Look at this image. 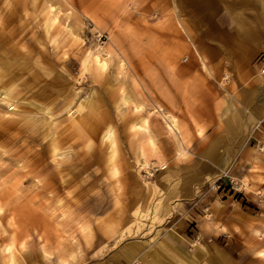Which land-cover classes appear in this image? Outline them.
I'll return each instance as SVG.
<instances>
[{"label": "rangeland", "instance_id": "374dc122", "mask_svg": "<svg viewBox=\"0 0 264 264\" xmlns=\"http://www.w3.org/2000/svg\"><path fill=\"white\" fill-rule=\"evenodd\" d=\"M253 103L264 0H0V264H145L154 243L184 264H264ZM230 131L207 213L186 161ZM190 202L202 218L180 228Z\"/></svg>", "mask_w": 264, "mask_h": 264}, {"label": "crops", "instance_id": "0c3cea01", "mask_svg": "<svg viewBox=\"0 0 264 264\" xmlns=\"http://www.w3.org/2000/svg\"><path fill=\"white\" fill-rule=\"evenodd\" d=\"M246 32L248 34H253L251 30ZM263 108L264 106L262 104L257 105L256 103L255 104L253 103L252 106H250V111H252L251 114H253L252 115L253 118L260 117L258 115L260 113V109ZM234 116L232 117V119H228L227 122L230 121L236 122L238 120V117L235 119ZM248 121H250V119ZM146 127L147 128L145 133L147 135V139L148 137L152 138V136L149 134L148 131V120L146 123ZM136 132L138 131L136 130ZM249 132L247 131V134ZM175 134H179V129L178 132ZM232 134L233 132L230 131V133L228 132V134L222 135L221 138L220 136L217 138L210 136L208 137L206 142L199 141L194 143L195 144L194 147L197 150L194 151V153H192L191 155V158L186 161L187 169L189 172H191L190 177L188 176L187 180L185 181L187 188L186 193L187 192L190 193L189 191L191 190V192L193 193L195 192V196H196V194L200 191L201 193L199 195L202 194L204 196L205 203L203 207L204 210L207 211V213H211L209 212V208L212 205H214L212 203V201L214 200V196H213L214 193L212 192L211 189L203 192L204 191L203 187H205L207 179L214 177L218 173V171L225 169L228 166V164L231 162L232 156L235 155V152L233 151L226 153L225 151H222L220 149L221 148L236 149L238 147H241V144H239L238 142L240 136L238 135L233 136ZM146 135H144L143 138ZM246 137L248 138V135H246ZM140 140L141 139L139 138L137 143L139 150L138 152L139 154L143 155L146 138H144L141 141ZM148 143L151 146V149L154 150L155 148L154 140H153V145H151L149 139H148ZM195 188H197V190ZM188 195L190 196V194ZM208 203H210V205ZM196 205L197 204H192L190 202V203H186V205H184V207L182 208L177 207L176 213L178 214V216L175 219L176 220V222H174L175 225L179 224L180 228H183L186 226L188 221L199 220L200 218H202L199 215L198 211L195 210ZM169 246H171V249H173L176 253L181 254V251L176 247V245L173 242H169ZM142 255L145 260V264H184V262L180 261L172 252H170L169 250H167L166 248L162 247L157 243H154L150 248L142 252ZM219 259H221V257H219Z\"/></svg>", "mask_w": 264, "mask_h": 264}, {"label": "bare ground", "instance_id": "6f19581e", "mask_svg": "<svg viewBox=\"0 0 264 264\" xmlns=\"http://www.w3.org/2000/svg\"><path fill=\"white\" fill-rule=\"evenodd\" d=\"M105 60V59H104ZM7 93V92H6ZM163 115V114H162ZM164 116V115H163ZM167 119V127H168V129L170 130V131H172V132H175V133H177L178 132V125H177V123H176V120L173 118V117H168V118H166ZM146 123H147V120H146V118H144L143 119V122L142 123H135L134 124V127L137 129V131L138 132H140L141 134V140H143L144 138H146V136L143 138V136L144 135H146ZM109 136H110V133H109ZM148 139H149V141H150V143L151 144H153V140H152V138H150V137H148ZM114 169V168H113ZM10 242V241H9ZM12 243H13V241H12ZM10 246H14L13 244L11 245V243H9V245H8V249H6V250H9V253H10V248H12V247H10ZM14 249V248H13ZM12 249V250H13ZM12 254H10V256H9V261H8V264H16L15 263V261H14V259H13V255L11 256Z\"/></svg>", "mask_w": 264, "mask_h": 264}, {"label": "built area", "instance_id": "2783aa9c", "mask_svg": "<svg viewBox=\"0 0 264 264\" xmlns=\"http://www.w3.org/2000/svg\"><path fill=\"white\" fill-rule=\"evenodd\" d=\"M260 148H261V149H263V148H264V139L261 141Z\"/></svg>", "mask_w": 264, "mask_h": 264}]
</instances>
